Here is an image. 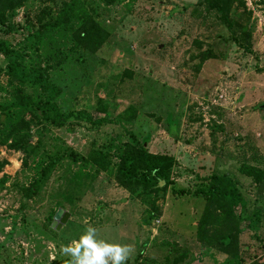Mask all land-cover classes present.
Segmentation results:
<instances>
[{
  "label": "rangeland",
  "instance_id": "1",
  "mask_svg": "<svg viewBox=\"0 0 264 264\" xmlns=\"http://www.w3.org/2000/svg\"><path fill=\"white\" fill-rule=\"evenodd\" d=\"M221 1L230 26L197 0H26L6 11L0 39L24 68L41 62L61 89L59 109L111 122L38 117L45 94L24 87L33 103L20 104L0 54V264H69L62 249L89 227L97 241L130 247L123 264H188L208 250L196 225L210 173L229 176L246 201L236 209L245 264L264 262V0ZM60 7L106 31L96 52L53 24ZM130 133L150 153L176 158L164 199L118 183ZM24 138L22 150L11 147ZM241 165L258 168L256 178ZM59 209L69 218L56 231Z\"/></svg>",
  "mask_w": 264,
  "mask_h": 264
},
{
  "label": "trees",
  "instance_id": "2",
  "mask_svg": "<svg viewBox=\"0 0 264 264\" xmlns=\"http://www.w3.org/2000/svg\"><path fill=\"white\" fill-rule=\"evenodd\" d=\"M24 1L26 0H0V24L5 22L7 10L22 4ZM222 2L221 0H197L196 6L214 10L230 26L228 11ZM53 24L70 26V35L75 46L90 54L100 48L107 36L106 31L84 11L71 13L60 7L58 17ZM204 53L210 54L211 52L207 49ZM0 54L6 60L5 72L9 81L14 84V94L20 104L33 103L30 98L22 95L24 87H38L45 94L38 117L48 119L59 126L69 120H83L90 125L111 122V119L106 117L94 119L84 111L63 113L56 103L61 89L49 80L39 60L24 68L20 61V52L13 49L8 41L3 39H0ZM27 120L24 119L21 123L26 124ZM176 125L175 121L169 122L170 134L173 139H177ZM130 137L132 140L121 149L119 161L115 167V177L118 183L127 187L132 195L137 198L151 197L150 194H154L156 196L152 195L153 197L164 199L167 188L173 183L172 171L177 164L175 157L169 154L150 153L146 146L133 134L130 133ZM26 140V138L11 140V147L22 150L20 143ZM103 155L101 152L99 153L98 162L103 159ZM240 171L254 178L259 173L258 168L247 165H241ZM205 179L210 184L209 188L203 191L205 202L197 221L196 238L198 242L205 243L208 250L195 255L188 264L202 262L207 258L215 264H245V259L239 252L240 219L236 214V209L244 207L246 201L229 176L210 173L206 175ZM37 186L38 183L36 182L30 191L34 192ZM257 218L259 217L257 216ZM210 231H214V234L209 235ZM217 251L225 253L226 256L218 258ZM260 264H264V262Z\"/></svg>",
  "mask_w": 264,
  "mask_h": 264
},
{
  "label": "clouds",
  "instance_id": "3",
  "mask_svg": "<svg viewBox=\"0 0 264 264\" xmlns=\"http://www.w3.org/2000/svg\"><path fill=\"white\" fill-rule=\"evenodd\" d=\"M95 232V228L89 227L71 246L62 249L72 258L69 264H109V261L110 264H123L130 247L97 241L93 238Z\"/></svg>",
  "mask_w": 264,
  "mask_h": 264
},
{
  "label": "water",
  "instance_id": "4",
  "mask_svg": "<svg viewBox=\"0 0 264 264\" xmlns=\"http://www.w3.org/2000/svg\"><path fill=\"white\" fill-rule=\"evenodd\" d=\"M68 218L69 213L67 211H64L63 209H59L53 217L51 228L58 231L60 227L66 223Z\"/></svg>",
  "mask_w": 264,
  "mask_h": 264
},
{
  "label": "crops",
  "instance_id": "5",
  "mask_svg": "<svg viewBox=\"0 0 264 264\" xmlns=\"http://www.w3.org/2000/svg\"><path fill=\"white\" fill-rule=\"evenodd\" d=\"M172 155V154H171ZM174 156V155H173ZM176 159V158H175Z\"/></svg>",
  "mask_w": 264,
  "mask_h": 264
}]
</instances>
